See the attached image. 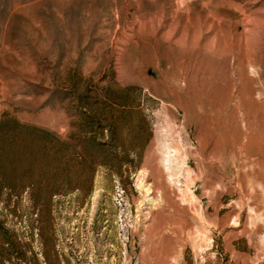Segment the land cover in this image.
I'll return each mask as SVG.
<instances>
[{
  "label": "rangeland",
  "instance_id": "obj_1",
  "mask_svg": "<svg viewBox=\"0 0 264 264\" xmlns=\"http://www.w3.org/2000/svg\"><path fill=\"white\" fill-rule=\"evenodd\" d=\"M0 264H264V0H0Z\"/></svg>",
  "mask_w": 264,
  "mask_h": 264
}]
</instances>
